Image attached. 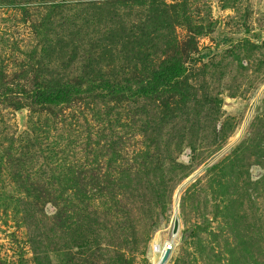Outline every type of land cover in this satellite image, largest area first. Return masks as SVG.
<instances>
[{"label": "rangeland", "instance_id": "374dc122", "mask_svg": "<svg viewBox=\"0 0 264 264\" xmlns=\"http://www.w3.org/2000/svg\"><path fill=\"white\" fill-rule=\"evenodd\" d=\"M161 1L180 15L188 96L168 108L98 89L57 117L14 88L75 77L79 57L64 64L65 46L114 31L107 22L99 33L92 3L128 27L146 22L149 5L0 0V89L13 88L0 97V264H36L37 247L44 264L107 249L100 264L117 252L121 264H158L170 243L165 264H264V0ZM171 31L154 33L152 65Z\"/></svg>", "mask_w": 264, "mask_h": 264}, {"label": "trees", "instance_id": "16d2710c", "mask_svg": "<svg viewBox=\"0 0 264 264\" xmlns=\"http://www.w3.org/2000/svg\"><path fill=\"white\" fill-rule=\"evenodd\" d=\"M130 1L144 8L149 5L150 15L147 16L146 22L128 27L121 20H114L115 16L121 17L115 11L111 12L114 15H110V12L107 13L108 4H103V2L100 5L97 3L91 4L99 11L96 13L100 15L99 33H101V28H107V22L111 24L109 29L113 27L112 30L114 31H110L109 36L99 38L94 37L92 33H87L85 41L89 45H85L84 41L79 40V43H70L65 46L71 50L67 55L68 63L64 64L71 67V65H74V62H72L74 58L79 57L80 66L78 70L74 66L71 69L75 71L74 78L64 80L53 75L51 79H46L45 76H42L43 80L36 78L28 89L17 86L13 90L8 84H5L2 90L0 89V97L10 99L11 91L16 89L30 100L29 106L34 111L48 112L57 117L61 115L64 108L80 100L83 93H95L98 89L103 91L105 96L113 102L156 98L164 100V104L168 108L172 104L169 97L174 98L176 93L180 94L182 98H186L188 90L183 82L181 84V80L186 77L188 72L184 60V51L186 50L178 44L176 36L173 34L174 21L180 16L176 8L171 5L170 8L174 11L170 12L162 7L161 0ZM115 3L117 4V2ZM79 5L86 6L85 3ZM52 6L56 7L58 5L52 3ZM164 28L167 30L172 29L166 41L169 50L163 52L164 57L161 61L152 65L153 59L151 57L155 51L152 44L155 39L154 33ZM117 63H121V65L115 72L113 66ZM36 77H40L39 74ZM89 184H92L93 187L98 186V183L86 178L82 182L84 186ZM106 251L108 255V249ZM233 252L236 255L238 253L236 249ZM41 253H45L44 250L37 247L35 249L36 264H44L48 261L47 258L43 259L46 255L39 256ZM80 253L85 254L86 250L80 251ZM117 253L120 257L108 264H121V261L128 262L122 260L120 252ZM69 254L70 258L67 257L66 264L74 259L72 253ZM107 255L98 254L97 250H94L86 263L100 264L101 261L106 260Z\"/></svg>", "mask_w": 264, "mask_h": 264}, {"label": "water", "instance_id": "95a60500", "mask_svg": "<svg viewBox=\"0 0 264 264\" xmlns=\"http://www.w3.org/2000/svg\"><path fill=\"white\" fill-rule=\"evenodd\" d=\"M178 229H179V218H178V216H176L175 220H174L173 230H174V232H177ZM169 256H170V251L169 250L165 251L163 253V256L161 257L160 261L158 262V264H165L167 262Z\"/></svg>", "mask_w": 264, "mask_h": 264}, {"label": "built area", "instance_id": "2783aa9c", "mask_svg": "<svg viewBox=\"0 0 264 264\" xmlns=\"http://www.w3.org/2000/svg\"><path fill=\"white\" fill-rule=\"evenodd\" d=\"M172 248H173V244L170 243V244L166 245L163 250H164V252L167 250L170 251V249H172Z\"/></svg>", "mask_w": 264, "mask_h": 264}, {"label": "bare ground", "instance_id": "6f19581e", "mask_svg": "<svg viewBox=\"0 0 264 264\" xmlns=\"http://www.w3.org/2000/svg\"><path fill=\"white\" fill-rule=\"evenodd\" d=\"M156 251H158V249L156 248Z\"/></svg>", "mask_w": 264, "mask_h": 264}]
</instances>
